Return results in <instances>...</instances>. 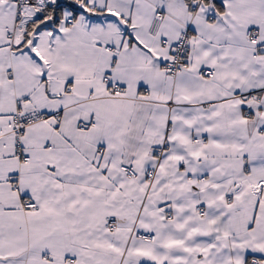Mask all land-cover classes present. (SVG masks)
I'll list each match as a JSON object with an SVG mask.
<instances>
[{"label":"snow or ice","instance_id":"6c2138e0","mask_svg":"<svg viewBox=\"0 0 264 264\" xmlns=\"http://www.w3.org/2000/svg\"><path fill=\"white\" fill-rule=\"evenodd\" d=\"M0 264H264V0H0Z\"/></svg>","mask_w":264,"mask_h":264}]
</instances>
